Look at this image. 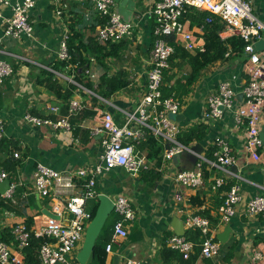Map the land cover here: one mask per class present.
<instances>
[{"label":"crops","instance_id":"0c3cea01","mask_svg":"<svg viewBox=\"0 0 264 264\" xmlns=\"http://www.w3.org/2000/svg\"><path fill=\"white\" fill-rule=\"evenodd\" d=\"M113 1L118 11L121 0ZM131 1L134 8L125 20L134 25L132 36L110 45H101L96 41L104 48L101 54L94 51L92 41L102 21L87 0H36L29 17L33 27L31 37L15 39L4 36L0 22V60L7 61L13 69V73L0 87V117L5 133L0 144V171H5L3 165L14 152L20 155L18 159L14 158L17 162L14 171H5L8 177L0 182V199L10 207L0 213V231H10L16 224H25L27 218L31 219L33 225H39L49 217L46 214L49 212L47 201L40 198L33 188L32 176L36 164L40 163L59 172L94 165L101 154V135L95 134V129L100 126L101 115L108 112L118 125H122L124 113L132 112L145 92L153 42L148 11L157 0ZM247 1L251 3L253 14L264 25V0ZM1 13L3 17L10 16L9 8H2ZM185 25L196 37L197 44L204 46L201 27L193 26L186 18ZM73 34L79 35L73 46L78 47L81 60L86 61L84 65H78L81 76L74 73L75 65L56 70L50 67L58 60V47L63 36L71 37ZM226 36L230 37L228 34ZM107 52L110 55L104 56ZM196 52V48L186 51L192 56ZM243 56V53H230L228 57L201 69L193 84L187 87V93L181 95L182 109L178 120L184 132L200 124L206 127L205 137L188 145L195 154L208 158L213 151L214 139L226 138L236 158L230 170L239 178L229 179L228 185L213 191L211 184L214 173L204 171L202 188L194 190L178 187L172 179L174 174L194 169L196 157L183 154L176 160L163 163V145L151 138L155 141L154 147L147 143L149 140L139 147L140 153L147 159L146 170L133 176L125 170L114 169L97 179L98 195L104 194L112 202L125 196L136 212L135 219L127 223V238L112 244L110 253H106L105 264H113L115 256L119 258L118 264H124L129 258L141 264H258L253 261V256L256 253L264 254V215H246L245 205L252 197L264 194V146L258 151L259 160H253L244 148V130L234 127L231 112L215 122L202 119L206 99L220 81L235 75L236 90L240 94L244 83ZM185 61L172 59L167 70L172 80L166 82V86L174 89L171 96L176 98L175 94L181 93L176 82H184L189 72ZM43 71L53 74L58 94L41 83L48 78ZM111 82H126V86L105 96ZM71 102L79 103L81 109L69 116L68 107ZM26 114L53 123L67 116L70 129L63 131L47 125L28 124L23 120ZM262 141L264 143V139ZM158 147L161 152L155 155L152 150ZM235 182L241 187L242 202L228 224H219L217 208L228 186ZM10 184L18 185L13 202L2 198ZM95 204L97 199L88 205V209L91 210ZM186 215H199L212 220L211 228L220 243V254L216 258H203L194 250L189 259L185 260L167 249L166 240L175 235L173 220L182 222ZM118 219L119 216L113 211L102 229L101 235L108 242ZM183 231L184 236L188 237L186 231L189 230L183 226ZM217 236L222 237L223 241H219ZM78 250L79 247L75 252ZM13 252L17 253L14 249Z\"/></svg>","mask_w":264,"mask_h":264},{"label":"built area","instance_id":"2783aa9c","mask_svg":"<svg viewBox=\"0 0 264 264\" xmlns=\"http://www.w3.org/2000/svg\"><path fill=\"white\" fill-rule=\"evenodd\" d=\"M98 18L102 20L97 27L95 40L101 44H113L129 39L134 25L124 20L115 8L113 0H87ZM36 0H0V22L3 34L19 39L31 37L33 27L29 21L30 12ZM2 8H9L10 16L3 17ZM207 12L204 22L209 24L214 18L224 25L219 32L222 40L227 34L238 37L244 42L242 75L243 86L241 99L235 86L236 76L232 75L219 82L205 102L202 119L219 121L227 112L233 116L234 127L244 130V148L251 158L258 161V151L264 143L260 137L261 120L264 110V49L256 50L255 44L264 41V25L253 14L251 3L247 0H157L148 11L151 20L153 42L149 54V68L146 75V89L140 96L132 112H125L123 124L118 125L113 116L104 112L100 117V126L95 134H100L101 154L91 166L80 167L74 171L59 172L40 163L33 171V188L36 194L47 201L49 212L54 217H46L39 225L16 224L10 230V242L0 239V264H23L24 250L32 240L39 241L36 258L39 264H73L72 257L83 241L91 213L88 203L96 200L97 179L114 169H122L136 176L147 169V159L139 147L153 138L163 145L162 162H171L175 157L191 154L196 157L195 168L181 170L174 174L173 182L178 187L199 189L204 186V171H213L211 189L217 191L228 185L229 179L239 178L231 172L236 158L226 138L217 137L212 143L211 158L195 154L189 146L180 142L184 128L173 119L182 109L180 99L162 95L164 73L169 69V60L174 53L168 38L173 37L175 44L186 51H203L197 39L186 27L184 16L190 11ZM229 38V37H228ZM231 52L228 51L225 57ZM59 61L70 59L68 36H63L57 53ZM51 70V69H48ZM53 71V70H52ZM13 73L11 65L0 60V87L4 80ZM81 109L77 102L69 103L68 115ZM23 120L34 126L47 125L54 129L68 131V117L53 123L26 114ZM5 136L3 120L0 117V142ZM13 157H20L18 152ZM8 174L0 171V182ZM17 184H10L2 194L6 201L13 202ZM78 190V193L74 191ZM242 202L241 187L235 182L228 186L222 203L216 214L219 224H228L236 215L237 206ZM113 211L119 216L112 228V237L105 247L110 253L112 244L128 235L127 223L136 217L135 209L129 199L121 196L113 200ZM248 216L264 215V194L256 195L245 205ZM187 230L199 231L200 256L207 259L220 254V243L216 240L210 221L199 215H186L182 221ZM11 245H10V244ZM196 244L185 236L172 235L166 240L168 250L177 253L183 259H189ZM13 249L17 253L13 252ZM253 261L264 264V254L256 253ZM124 264H141L134 259H126Z\"/></svg>","mask_w":264,"mask_h":264},{"label":"trees","instance_id":"16d2710c","mask_svg":"<svg viewBox=\"0 0 264 264\" xmlns=\"http://www.w3.org/2000/svg\"><path fill=\"white\" fill-rule=\"evenodd\" d=\"M207 16H208V13L204 11L203 12H197V11L192 12L191 11L190 13H187L184 16V19L185 18L189 19L193 26L201 27V29L203 30V34H202V37L204 40L203 51H197L193 56L189 55L180 46L174 43L173 37L168 38V41L174 50V53L171 56L170 60L186 59L185 62L189 68V72L184 82H180V81L176 82L177 88L181 90L180 95H178L179 97L187 93L188 91L187 87L193 84V82L196 80V77L198 76V73L201 69H203L204 67H206L207 65L215 61L223 59L225 57V54L228 51H230L232 54H237V55H241L243 53L244 42L240 38L235 37V36L222 40L219 36V32L224 28V25L218 20V18H214L212 22L209 24L205 23L204 20ZM78 37H79L78 34H73L71 37L68 35V47H69L70 59L68 61L56 60V62H53L50 66L52 69L56 70V69H60V68L68 67V66L73 67L75 65L76 67L74 68V73H77L78 74L77 76H81V74L78 73V65H84L86 61L81 60V55H80L78 47L76 48L73 46V42L76 41ZM95 43L97 44L94 38V42L92 41L94 51L98 54H101L104 48L101 47V45L100 46L98 44L96 45ZM106 45H110V44H106ZM103 55L104 56L110 55V53L107 52ZM43 72H44L43 74L47 75L48 78L44 79L41 83H45V85L50 90L58 94V92L55 89V82L52 76L53 74H51L48 71H43ZM170 80H172V76H168L167 71H166L164 73L163 87H162V95L164 98L171 96L172 92L174 91L173 88H167L166 86V82H169ZM125 86H126V82H122L120 84L111 82L110 85L108 86V92L105 96H109L113 92L117 91L118 89H122ZM206 133H207L206 127L200 124V125H196V126L188 128L186 132L182 133L179 139L183 145L188 146L189 143H191L192 141L199 142L201 139L205 137ZM147 143H149V145L152 147H154L155 145V141L153 139H149ZM14 148L15 150L17 149L16 147ZM152 151L155 155L161 152L160 147H158L157 149H153ZM212 152L210 155H208V158H211ZM12 157H13V154L11 158H8L5 161V164L3 165L5 171H14L15 167L17 166V162L14 160V157L13 158ZM158 161H160V158H158ZM5 203L6 202L0 199V213L4 209L10 208ZM96 208H97V204H95L90 210L91 219L95 214ZM210 223L212 224V220L210 221ZM25 224L28 227H30L32 224L31 219L27 218ZM101 234H102V231L94 245L93 260L91 264H105L106 256H107L105 252V247L108 243V240L106 238H103ZM186 236H188L186 237L188 240L193 241V243L196 244L194 248L196 253L197 254L198 252L200 253V248L198 245L202 241L201 240L202 238L200 236L199 231H191V230L186 231ZM0 239L3 241L9 242L10 231L8 229H3L2 231H0ZM30 243H31L30 247L24 250L23 264H39L36 258V249L38 247L39 241L32 240Z\"/></svg>","mask_w":264,"mask_h":264},{"label":"water","instance_id":"95a60500","mask_svg":"<svg viewBox=\"0 0 264 264\" xmlns=\"http://www.w3.org/2000/svg\"><path fill=\"white\" fill-rule=\"evenodd\" d=\"M121 4L119 5V14L126 19L127 15L133 11L134 3L131 0H121ZM256 50H263L264 49V41H258L255 44ZM242 96L241 94L238 95V98L240 99ZM179 115H176L173 117L175 121L178 122ZM260 137L264 139V128H262ZM192 156V155H191ZM178 157H175L173 160H176ZM113 212V202L112 200L104 195H98L97 197V208L95 211L94 216L92 217L91 221L88 223L84 238L81 244L80 249L76 253L75 260L78 264H91L93 260V248L96 243V240L102 231L103 227L105 226V223ZM47 216L54 217L51 213L46 212ZM173 232L177 236H184L183 226L182 222L178 219L173 220ZM219 241H223V238L220 236H217ZM119 258L118 256H115L113 259V264H118Z\"/></svg>","mask_w":264,"mask_h":264},{"label":"rangeland","instance_id":"374dc122","mask_svg":"<svg viewBox=\"0 0 264 264\" xmlns=\"http://www.w3.org/2000/svg\"><path fill=\"white\" fill-rule=\"evenodd\" d=\"M179 99L181 98V97H179L178 96V94H175ZM96 200H93V201H91V202H89L88 203V205L90 204H92L93 202H95ZM81 244H82V242L81 243H79V249H80V247H81ZM76 253V252H75ZM74 256V255H73ZM76 256V255H75ZM75 256H74V258H75ZM73 257H72V262H73V264H77V262L75 261V259H74ZM74 259V260H73Z\"/></svg>","mask_w":264,"mask_h":264}]
</instances>
